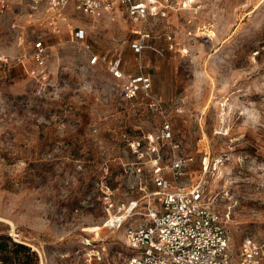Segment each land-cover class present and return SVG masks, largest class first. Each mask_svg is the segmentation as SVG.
Wrapping results in <instances>:
<instances>
[{"label":"rangeland","instance_id":"1","mask_svg":"<svg viewBox=\"0 0 264 264\" xmlns=\"http://www.w3.org/2000/svg\"><path fill=\"white\" fill-rule=\"evenodd\" d=\"M149 1L158 12L139 26L71 5L53 32L26 0L0 14L7 53L53 45L48 80L23 67L0 73V264H125L126 230L159 207L154 177L170 175L174 151L194 157L192 181L205 151L219 159L203 177L206 202L235 249L246 238L264 245V0ZM80 29L102 58L147 72L155 100L124 99L104 61L91 64L86 46L69 41ZM136 30L148 34L141 53ZM167 119L178 146L162 144L155 163L144 140Z\"/></svg>","mask_w":264,"mask_h":264},{"label":"built area","instance_id":"2","mask_svg":"<svg viewBox=\"0 0 264 264\" xmlns=\"http://www.w3.org/2000/svg\"><path fill=\"white\" fill-rule=\"evenodd\" d=\"M36 10H41L51 18L53 32H60L61 21L66 20L63 11L72 7L94 19L110 18L118 20L125 15L135 25L149 15L158 12V5L149 0H26ZM155 1V0H153ZM168 2L170 0H164ZM178 1V0H177ZM188 0H180L185 7ZM8 0H0V14L6 8ZM140 34L132 47L141 53L148 34ZM86 33L82 29L71 31L70 42L86 46L89 62L96 64L103 60L112 76L121 82V91L126 100H155L151 76L141 70L128 73L122 58L101 57L85 43ZM30 52L12 55L0 47V73L11 74L23 67L31 78L44 82L50 78L46 70V58L52 44L39 39L32 44ZM33 65H29V61ZM156 104L155 101L152 102ZM172 123L167 119L157 132L148 134L144 142L154 156L151 160L159 163L162 144L178 146L174 139ZM142 147L141 140L137 141ZM193 156L173 152L170 175L156 173L154 177L159 207L150 211V221L144 224L130 225L126 230V244L132 254L125 264H264V245L254 238H246L238 249L233 247L223 217L206 202L204 176L217 169L218 158H212L209 152L201 159L203 174L192 181L188 178L189 163ZM201 171V172H202ZM187 179V182H184Z\"/></svg>","mask_w":264,"mask_h":264},{"label":"trees","instance_id":"3","mask_svg":"<svg viewBox=\"0 0 264 264\" xmlns=\"http://www.w3.org/2000/svg\"><path fill=\"white\" fill-rule=\"evenodd\" d=\"M17 247H19V248H21V249H27V250H30V247L28 246V245H25V244H23V243H17V242H15L14 243Z\"/></svg>","mask_w":264,"mask_h":264},{"label":"crops","instance_id":"4","mask_svg":"<svg viewBox=\"0 0 264 264\" xmlns=\"http://www.w3.org/2000/svg\"><path fill=\"white\" fill-rule=\"evenodd\" d=\"M32 61V60H31ZM30 62V61H29Z\"/></svg>","mask_w":264,"mask_h":264},{"label":"bare ground","instance_id":"5","mask_svg":"<svg viewBox=\"0 0 264 264\" xmlns=\"http://www.w3.org/2000/svg\"><path fill=\"white\" fill-rule=\"evenodd\" d=\"M190 1V0H189Z\"/></svg>","mask_w":264,"mask_h":264}]
</instances>
